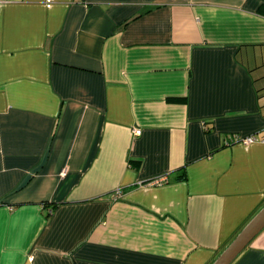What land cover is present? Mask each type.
<instances>
[{"label":"crops","instance_id":"obj_1","mask_svg":"<svg viewBox=\"0 0 264 264\" xmlns=\"http://www.w3.org/2000/svg\"><path fill=\"white\" fill-rule=\"evenodd\" d=\"M0 1V264H213L264 207V0Z\"/></svg>","mask_w":264,"mask_h":264},{"label":"water","instance_id":"obj_2","mask_svg":"<svg viewBox=\"0 0 264 264\" xmlns=\"http://www.w3.org/2000/svg\"><path fill=\"white\" fill-rule=\"evenodd\" d=\"M264 229V207L246 224L213 264H231Z\"/></svg>","mask_w":264,"mask_h":264},{"label":"built area","instance_id":"obj_3","mask_svg":"<svg viewBox=\"0 0 264 264\" xmlns=\"http://www.w3.org/2000/svg\"><path fill=\"white\" fill-rule=\"evenodd\" d=\"M0 6H1V1H0ZM135 133L136 134H140L141 133V130L140 129H135ZM258 137L256 136H248V137H245L243 139H241L240 141L243 142V143H246V144H252L256 141H258ZM264 141V139H262Z\"/></svg>","mask_w":264,"mask_h":264}]
</instances>
